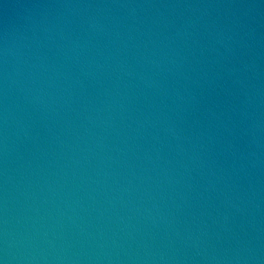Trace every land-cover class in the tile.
I'll return each mask as SVG.
<instances>
[{
	"label": "water",
	"instance_id": "1",
	"mask_svg": "<svg viewBox=\"0 0 264 264\" xmlns=\"http://www.w3.org/2000/svg\"><path fill=\"white\" fill-rule=\"evenodd\" d=\"M0 264H264V0H0Z\"/></svg>",
	"mask_w": 264,
	"mask_h": 264
}]
</instances>
